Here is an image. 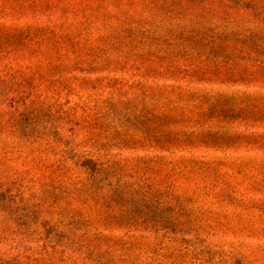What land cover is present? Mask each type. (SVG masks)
I'll return each instance as SVG.
<instances>
[{"label":"rangeland","instance_id":"obj_1","mask_svg":"<svg viewBox=\"0 0 264 264\" xmlns=\"http://www.w3.org/2000/svg\"><path fill=\"white\" fill-rule=\"evenodd\" d=\"M0 264H264V0H0Z\"/></svg>","mask_w":264,"mask_h":264}]
</instances>
